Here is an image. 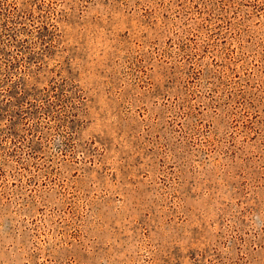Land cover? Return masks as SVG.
<instances>
[{"label":"rangeland","instance_id":"rangeland-1","mask_svg":"<svg viewBox=\"0 0 264 264\" xmlns=\"http://www.w3.org/2000/svg\"><path fill=\"white\" fill-rule=\"evenodd\" d=\"M0 264H264V0H0Z\"/></svg>","mask_w":264,"mask_h":264}]
</instances>
